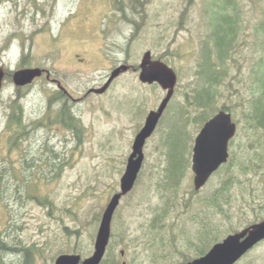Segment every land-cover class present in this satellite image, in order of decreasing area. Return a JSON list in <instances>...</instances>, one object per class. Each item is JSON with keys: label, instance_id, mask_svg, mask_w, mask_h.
Returning a JSON list of instances; mask_svg holds the SVG:
<instances>
[{"label": "rangeland", "instance_id": "374dc122", "mask_svg": "<svg viewBox=\"0 0 264 264\" xmlns=\"http://www.w3.org/2000/svg\"><path fill=\"white\" fill-rule=\"evenodd\" d=\"M142 1L135 7L132 0H0V66L7 73L41 67L57 80L44 75L19 87L5 79L0 94V228L8 242L22 241L39 252L35 264H55L62 253L93 254L102 213L120 191L135 136L167 93L159 84L139 79L148 50L153 59L175 69L178 83L146 141L135 186L115 212L102 263L114 264L118 258L120 264H178L184 262L181 250L196 258L187 241L197 243L205 226L222 240L264 220V162L258 172L247 174L239 165L228 170V162L199 191L192 171L196 135L225 108L238 124L230 144V151L239 153L238 164L264 155V131L253 128L249 118L262 96L264 0H234L236 5L229 3L227 10L220 8L224 0ZM225 11L237 14L240 37L217 96L210 100L209 117L199 125L194 117L201 110L190 104L196 70L213 21ZM24 55L27 64L21 62ZM122 63L130 69L106 92H89L103 86ZM58 82L70 96L55 97L63 92ZM14 100L24 112L18 136L8 128ZM63 102L77 128L61 121ZM182 112L191 118L176 128ZM169 142L178 143L182 162L188 160L175 188L169 186ZM230 171L240 182L226 192L232 202L222 205L221 212L206 198ZM168 207L163 228H151ZM6 260L17 264L20 257L8 254ZM236 264H264V241Z\"/></svg>", "mask_w": 264, "mask_h": 264}, {"label": "water", "instance_id": "95a60500", "mask_svg": "<svg viewBox=\"0 0 264 264\" xmlns=\"http://www.w3.org/2000/svg\"><path fill=\"white\" fill-rule=\"evenodd\" d=\"M130 67L126 63L118 65L112 70L103 86L91 88L89 92L99 94L106 92L112 82L122 73L128 71ZM140 69V81L159 84L167 91L166 96L156 109L148 113L143 127L135 136L132 152L120 179V191L112 195L102 213L93 254L83 258L78 253H62L56 257L55 264H101L105 257L111 239L114 214L121 203V199L130 193L135 186L144 163L146 141L156 130L178 83V74L175 69L161 59H153L150 50L145 52ZM44 72L47 73V78H50V71L41 67L20 68L13 71L11 76L15 85L24 87L32 84ZM7 74L5 67L0 66V94ZM58 87L67 92V89L60 82H58ZM237 129V123L233 120L231 112L225 109H221L204 123L196 137L192 155L193 182L196 191L201 190L211 176L228 162L230 141L236 135ZM262 241H264V220L227 235L224 239L213 244L204 255L178 264H236Z\"/></svg>", "mask_w": 264, "mask_h": 264}, {"label": "trees", "instance_id": "16d2710c", "mask_svg": "<svg viewBox=\"0 0 264 264\" xmlns=\"http://www.w3.org/2000/svg\"><path fill=\"white\" fill-rule=\"evenodd\" d=\"M132 1L134 2L135 7L143 5L142 0ZM229 3L236 5V2L234 0H224L223 4L220 5V8L223 10H227L228 5H230ZM227 12L228 11L221 12L216 18V21H213V30L204 43L205 49L196 70L198 83L194 89V100L190 104L194 106L195 109L201 110V112L194 117V120L199 125H203V123L209 117L207 114V110L212 104L210 103V100H213L214 97L217 96L218 86L222 82L223 77L227 74V61L232 58V54L236 49V46L238 45L237 43L240 37V26L237 14H231ZM21 62L25 64L29 63L27 56L24 55ZM6 77V79H11V72H9ZM262 80V96L260 98H256L254 104V114L251 115L250 113L249 118L252 122L253 128L259 127L264 131V78H262ZM65 96L66 95L63 92H58L55 97L65 99ZM17 103L18 101L14 100V102L11 104L12 110L8 118V128L12 132L13 136H18L22 129H24V125L22 122V116L24 112L19 105H16ZM60 115L61 121L65 122L67 127L77 128L76 123L73 122L74 119L71 115V109L66 102H63V106L60 109ZM190 118L191 115L189 116L188 114L182 112V114L178 116L177 121L173 125L176 126V128H179V125L186 124L187 121H185V119L189 120ZM182 120L185 122L181 123ZM262 141H264V135L262 136ZM17 145L18 143L16 142L15 146ZM177 147L178 143H168V156L171 165L170 177L172 178L169 186H174L177 184L181 173L188 166V160L182 162ZM238 160H240L238 151L235 149L230 151V158L228 160L229 164L227 169H231L233 165H239L242 174L258 172L257 168L264 162V155L257 154L254 157L245 159L243 162L241 161V163L239 164ZM227 163H225L224 165H226ZM229 174L230 175L222 182L221 186L216 189L212 193V195L206 198L207 203L214 206L221 212H224V207L222 205H224L228 201L230 203L232 202V196L229 195L226 197V192H230L234 184L238 181L240 182V180L237 179L236 175H234L231 171ZM175 187L176 186H174V188ZM260 208L264 209V207ZM168 211L169 207L166 208L163 213H158L153 220L151 228L161 230L164 226L162 225V219L168 215ZM256 216H261V213H256ZM257 220H255V222ZM198 239L199 241L197 243H194L190 240L187 241V248H192L194 250L195 257L204 255L213 246V244L220 241L219 234L214 228L210 226L204 227L202 232H200V237ZM180 253L183 256L184 262H188L193 259V257L188 255L185 250H181ZM8 254H13L20 257V260L17 264H35L37 258L39 257V252L33 246H25L24 244H22V241L13 243L8 242L7 237H5L0 228V264H13L6 260V255ZM114 264H120L118 258L114 261Z\"/></svg>", "mask_w": 264, "mask_h": 264}, {"label": "flooded vegetation", "instance_id": "af4514ba", "mask_svg": "<svg viewBox=\"0 0 264 264\" xmlns=\"http://www.w3.org/2000/svg\"><path fill=\"white\" fill-rule=\"evenodd\" d=\"M130 66H131V65H130ZM44 75H46V78H47V73H46V72H44L42 76H44ZM42 76H41V77H42ZM41 77H40V78H41ZM47 79L52 80L51 78H47ZM52 81L57 83V80L54 79V78H53ZM62 91H63V90H62ZM63 93H64L65 95L70 96L68 92L63 91ZM237 126H238V124H237ZM201 129H202V127H201ZM201 129L199 130V132L201 131ZM199 132H198V134H199ZM198 134H197V135H198ZM237 134H238V129H237L236 135H235V136L232 138V140L230 141V144H231L232 141L236 138ZM197 135H196V137H197ZM196 137H195V139H194V144H195ZM193 147H194V145H193ZM192 150H193V148H192ZM223 165H224V164H223ZM221 167H222V166H221ZM221 167H220V168H221ZM220 168H219V169H220ZM219 169H218V170H219ZM218 170H217V171H218ZM192 171H193V170H192ZM217 171H216V172H217ZM106 252H107V251H106ZM123 253H124V252H122V255H123ZM105 255H106V254H105ZM124 263H125V262H124Z\"/></svg>", "mask_w": 264, "mask_h": 264}]
</instances>
